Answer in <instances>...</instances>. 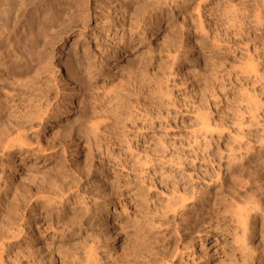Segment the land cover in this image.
I'll return each instance as SVG.
<instances>
[{"label":"rangeland","instance_id":"1","mask_svg":"<svg viewBox=\"0 0 264 264\" xmlns=\"http://www.w3.org/2000/svg\"><path fill=\"white\" fill-rule=\"evenodd\" d=\"M209 1L0 0V264H264V0Z\"/></svg>","mask_w":264,"mask_h":264},{"label":"bare ground","instance_id":"2","mask_svg":"<svg viewBox=\"0 0 264 264\" xmlns=\"http://www.w3.org/2000/svg\"><path fill=\"white\" fill-rule=\"evenodd\" d=\"M88 1V0H87ZM162 1V0H161ZM199 1V0H198ZM206 1V0H205ZM237 0H210L209 2H207L203 7H204V12H200V10H199V8H198V6H195L196 7V10H197V13H196V17H194V16H191L190 17V20L192 21V23H193V29H195V30H204L205 28H209V30H210V28L213 30V28H214V26H215V24L217 23V20L219 19H221L222 17L221 16H223L222 14L225 12V13H227L228 15H226L227 17H229L231 20L230 21H233V19H234V22H235V20H236V17L239 15V12H240V10L241 9H239L237 6V3H238V1L236 2ZM243 1V0H242ZM247 1H249V0H245L244 2H247ZM254 1V0H253ZM258 1V0H257ZM263 1V0H262ZM158 2V1H157ZM174 2V1H173ZM239 2H240V0H239ZM168 3V2H167ZM170 3V2H169ZM175 3V2H174ZM186 3V2H185ZM241 3H243V2H241ZM248 3V2H247ZM251 3V2H250ZM254 3V2H253ZM145 4V3H144ZM150 4V3H149ZM258 4H259V2H258ZM257 4V5H258ZM4 5V4H3ZM132 5V4H131ZM237 5V6H236ZM239 5H240V3H239ZM243 5V4H242ZM256 5V4H255ZM139 6V5H138ZM144 6V5H143ZM162 6V5H161ZM247 6V5H246ZM259 6H261V5H259ZM258 6V7H259ZM263 6V5H262ZM12 7V6H11ZM51 7V6H50ZM202 7V8H203ZM1 8V7H0ZM3 8V7H2ZM6 8V7H5ZM46 8V7H45ZM136 8V7H135ZM198 8V9H197ZM4 9V8H3ZM8 9V8H7ZM193 9V8H192ZM259 9L260 8H258V11H259ZM5 10V9H4ZM18 10H20V8L18 9ZM137 10V9H136ZM195 10V11H196ZM7 11V10H6ZM47 11H49V10H47ZM189 11V10H188ZM242 11V10H241ZM246 11H248V10H246ZM253 11V10H252ZM254 12V14L255 13H258V14H260L259 12ZM18 13H19V11H17ZM45 12V11H44ZM193 12V11H192ZM249 12V11H248ZM6 13V12H5ZM5 13H3V14H5ZM9 13V12H8ZM8 13H6L7 15H5L4 17H3V14H2V12L0 13V42L1 41H4V42H6V41H11V35L14 33V31L16 32V30L18 29V27H19V24H20V22H21V19L19 18V15L15 12V17H14V19H12L13 20V24H12V26H9L10 25V23H9V25H8V19L10 18V15L8 16ZM24 13V12H23ZM130 13H131V11H130ZM133 13V12H132ZM139 13H140V11H139ZM224 13V14H225ZM243 13H245L244 11H243ZM262 13V12H261ZM36 14V13H35ZM138 14V13H137ZM241 14V13H240ZM132 15V14H131ZM246 15V14H245ZM255 15H257V14H255ZM21 16V15H20ZM102 16V15H101ZM239 16H241V15H239ZM238 16V17H239ZM258 16V15H257ZM263 16V15H262ZM261 15H260V17H262ZM44 17V16H43ZM221 17V18H220ZM250 16H248V18H249ZM256 17V16H255ZM45 18H47V16L45 17ZM133 18V17H132ZM241 18V17H240ZM259 18V17H258ZM258 18H257V20L256 21H258ZM25 19V18H24ZM42 19V18H41ZM104 19V18H103ZM130 19V18H129ZM238 19V18H237ZM189 20V21H190ZM225 20V19H224ZM244 20V19H243ZM261 20V19H260ZM23 21H25V20H23ZM41 21V20H40ZM131 21V20H130ZM239 21V20H238ZM241 21V20H240ZM256 21H255V23H256ZM9 22H10V19H9ZM26 22V21H25ZM223 22V21H222ZM221 21H220V23H222ZM226 22V21H225ZM229 22V21H228ZM234 22H232V23H234ZM237 22V21H236ZM243 22V21H242ZM31 23V22H30ZM34 23V22H33ZM40 23H42V22H40ZM191 23V22H190ZM220 23H219V25H220ZM239 23V22H238ZM223 24V23H222ZM225 24V23H224ZM229 24H230V22H229ZM241 24V23H240ZM242 24H244V23H242ZM261 24V23H260ZM31 25V24H30ZM218 25V24H217ZM219 25H218V27H219ZM228 25V24H227ZM231 25V24H230ZM233 25V24H232ZM231 25V26H232ZM238 25V24H237ZM254 25V24H253ZM32 26V25H31ZM221 26V25H220ZM235 26H236V24H235ZM249 26V25H248ZM261 26V25H260ZM217 27V26H216ZM215 27V28H216ZM217 27V28H218ZM239 27V26H238ZM255 27V26H254ZM21 28V27H20ZM27 28V27H26ZM215 28H214V31H215ZM216 28V33H217V30L219 29H217ZM221 28V27H220ZM249 28V27H248ZM251 28V27H250ZM263 28V27H262ZM226 29V28H225ZM224 29V30H225ZM239 29H241V28H239ZM255 29V28H254ZM20 30V29H19ZM249 30V29H248ZM247 30V31H248ZM30 31V30H29ZM32 31V30H31ZM233 31H234V29H233ZM235 31H237V30H235ZM243 31V30H242ZM257 31H258V29H257ZM26 32V31H25ZM34 32V31H33ZM240 32V31H239ZM244 32L245 31H243V34H244ZM21 33V32H20ZM20 33L18 32V34L20 35ZM24 33V32H23ZM215 33V32H214ZM234 33V32H233ZM242 33V32H241ZM261 33V32H260ZM7 34V35H6ZM226 34V33H225ZM230 34V33H229ZM231 34H232V32H231ZM195 35V34H194ZM212 35V34H211ZM220 35V34H219ZM227 35V34H226ZM241 35V34H240ZM259 35V34H258ZM17 36V35H16ZM215 36V35H214ZM222 36V35H221ZM235 36V35H234ZM20 37V36H19ZM22 37V36H21ZM26 37V36H25ZM198 37V36H197ZM200 37V36H199ZM30 38V37H29ZM209 38H210V36H209ZM222 38V37H221ZM220 38V39H221ZM224 38V37H223ZM240 38V37H239ZM215 39V38H214ZM230 39V38H229ZM12 40H13V37H12ZM21 40V39H20ZM32 40V39H31ZM215 40H217V39H215ZM215 40H213L212 39V41H215ZM240 40V39H239ZM29 41V40H28ZM219 41V40H218ZM238 41V40H237ZM7 42V43H8ZM236 42V41H235ZM2 43V42H1ZM20 43H21V41H20ZM22 43H25V42H22ZM33 43V42H32ZM220 43V42H219ZM218 43V44H219ZM15 44V43H14ZM237 44V43H236ZM20 45V44H19ZM27 45V44H26ZM7 46V45H6ZM13 46V45H12ZM15 46V45H14ZM17 46V45H16ZM30 46V45H29ZM255 46V45H254ZM258 46V45H257ZM261 45H259V47H260ZM24 47H25V45H24ZM236 47V46H235ZM3 48V47H2ZM1 47H0V55H1V53H2V51H3V49H2ZM7 48V47H6ZM14 48V47H13ZM22 48V47H21ZM21 48H19V49H21ZM26 48H27V46H26ZM258 48V47H257ZM34 49V48H33ZM6 50V49H5ZM14 50V49H13ZM22 50V49H21ZM24 50H26V49H24ZM10 51V50H9ZM27 51V50H26ZM34 51V50H33ZM32 51V52H33ZM13 52H15V51H13ZM3 53H5V52H3ZM16 53V52H15ZM29 53V52H28ZM252 53V52H251ZM6 54V53H5ZM31 55H32V53H30ZM76 54V53H75ZM249 55H251V54H249ZM48 57V56H47ZM75 57V56H74ZM3 58V57H2ZM12 58V57H11ZM24 58H26V57H24ZM73 58V57H72ZM15 59V58H14ZM28 59H29V57H28ZM28 59H26V60H28ZM31 59V58H30ZM39 59V58H38ZM46 59V58H45ZM75 59H76V57H75ZM77 60V59H76ZM3 61V60H2ZM17 61H19V60H17ZM16 61V62H17ZM31 61V60H30ZM41 61V60H40ZM16 62H14V63H16ZM21 62V61H20ZM36 62V61H35ZM23 63V62H22ZM22 63H20V67H22L21 66V64ZM26 63V62H25ZM38 63V62H37ZM72 63V62H71ZM10 64V63H9ZM13 64V63H12ZM17 64H18V62H17ZM24 64V63H23ZM22 64V65H23ZM44 64V63H43ZM73 64V63H72ZM14 65V64H13ZM19 65V64H18ZM25 65H27V64H25ZM24 65V66H25ZM36 65V64H35ZM33 66V67H35L36 68V66ZM40 65V64H39ZM75 65V64H74ZM74 65H73V67H74ZM79 65V64H78ZM82 65V64H81ZM93 65V64H92ZM3 66V65H2ZM6 66V65H5ZM9 66H11V65H9ZM16 66V65H15ZM23 66V67H24ZM27 66H29V65H27ZM13 67V66H12ZM11 67V69L9 68V70H12L13 68ZM22 67V68H23ZM30 68H31V66H29ZM32 67V68H33ZM80 67V66H79ZM90 67V66H89ZM93 67V66H92ZM91 67V68H92ZM0 68H1V66H0ZM15 68H18L17 66L16 67H14V69ZM22 68H19L20 69V71L19 72H21V69ZM25 68H26V66L23 68V71L25 70ZM40 68V67H39ZM69 68V67H68ZM88 68V67H87ZM14 69L12 70V72L14 71ZM73 69V68H72ZM76 70H77V68H75ZM79 69H81V68H79ZM93 69V68H92ZM8 70V69H7ZM28 70V69H27ZM40 70V69H39ZM90 70V68H88V71ZM4 71V70H3ZM16 71H18L17 69H16ZM22 71V72H23ZM29 71V70H28ZM38 70H36V72H37ZM42 71V70H41ZM45 71V70H44ZM69 71V70H68ZM11 72V73H12ZM35 72V71H34ZM39 72V71H38ZM75 72V71H74ZM92 72V71H91ZM13 73H15V72H13ZM12 73V74H13ZM24 73H25V71H24ZM23 73V74H24ZM27 73V72H26ZM40 73H42V72H40ZM88 73V72H87ZM10 74V73H9ZM8 73H7V75H9ZM29 73H27L26 75H28ZM36 74V73H35ZM34 74V75H35ZM39 74V73H38ZM76 74V73H75ZM258 74V73H257ZM14 75V74H13ZM16 75H17V72H16ZM19 75V74H18ZM17 75V76H18ZM25 75V74H24ZM37 75V74H36ZM77 75H79V74H77ZM82 75V74H81ZM16 76V77H17ZM21 76H23V75H21ZM28 76H30V74L28 75ZM33 75L31 74V77H32ZM6 77V76H5ZM20 77V76H19ZM24 77V76H23ZM26 77V76H25ZM54 77V76H53ZM11 78V77H10ZM30 78V77H29ZM35 78H36V76H35ZM37 78H38V75H37ZM55 78V77H54ZM3 79V78H2ZM12 79V78H11ZM22 79V78H21ZM32 79V78H31ZM49 79V78H48ZM81 79V78H80ZM13 80V79H12ZM11 80V81H12ZM23 80H25V78L23 79ZM30 80V79H29ZM34 80H37V79H34ZM60 80V79H59ZM17 81V80H16ZM20 81V80H19ZM18 81V82H19ZM58 81V80H57ZM32 82H33V80H32ZM80 82V81H79ZM78 82V83H79ZM13 83V82H12ZM36 83V82H35ZM35 83H32V84H34V85H36ZM47 83V82H46ZM52 83H54V82H52ZM22 84H24V83H22ZM31 84V85H32ZM38 84H40V83H38L37 82V85ZM67 84V83H66ZM8 85V84H7ZM7 85H5V86H7ZM17 85V84H16ZM27 85V84H26ZM29 85V84H28ZM9 86V85H8ZM11 86V85H10ZM40 86H42L41 84H40ZM51 86V85H50ZM53 86V85H52ZM15 87V86H14ZM23 87V86H22ZM21 87V88H22ZM43 87V86H42ZM6 88V87H5ZM5 88H4V90H5ZM17 88V87H16ZM26 88V87H25ZM30 88H31V86H30ZM32 88H35V86L34 87H32ZM37 88V87H36ZM35 88V89H36ZM38 88H40V87H38ZM37 88V89H38ZM56 88V87H55ZM66 88V87H65ZM81 88V87H80ZM7 89V88H6ZM10 89H12V87L10 88ZM63 89H64V87H63ZM14 90V89H13ZM16 90V89H15ZM22 90V89H21ZM34 90V89H33ZM40 90H42V89H40ZM39 90V91H40ZM48 90V89H47ZM27 91V90H26ZM25 91V92H26ZM37 91V90H36ZM38 91V92H39ZM63 91V90H62ZM65 91V90H64ZM8 92H9V89H8ZM10 92H11V90H10ZM29 92H30V90H29ZM35 92V91H34ZM33 92V93H34ZM42 93H43V91H41ZM4 93V92H3ZM32 93V92H31ZM32 93V94H33ZM35 93H37V92H35ZM22 94V93H21ZM30 94V93H29ZM4 95V94H3ZM8 95V94H7ZM14 95V94H13ZM18 95V94H17ZM26 95V94H25ZM37 95V94H36ZM19 96V95H18ZM44 96V95H43ZM48 96V95H47ZM50 96H51V94H50ZM66 96V95H65ZM22 97V96H21ZM28 97V96H27ZM53 97V96H52ZM51 97V98H52ZM24 98V97H23ZM26 98V97H25ZM22 99V98H21ZM60 99V98H59ZM22 101V100H21ZM26 101V100H25ZM28 101V100H27ZM58 101V100H57ZM1 102V101H0ZM12 102V101H11ZM17 102V101H16ZM25 103V102H24ZM54 103V102H53ZM59 103V102H58ZM132 103V102H131ZM14 104V103H13ZM22 104H23V102H22ZM28 104H29V102H28ZM36 104V103H35ZM39 104V103H38ZM31 105H33V104H31ZM30 105V106H31ZM47 105V104H46ZM52 105V104H51ZM17 106H18V104H17ZM20 107H22L21 105H19ZM26 106V105H25ZM37 106V105H36ZM12 107V106H11ZM14 108H15V106H13ZM51 107V106H50ZM56 107H57V105H56ZM55 107V108H56ZM17 108V107H16ZM26 108V107H25ZM28 108V107H27ZM32 108V107H31ZM38 108V107H37ZM41 108H43V107H41ZM41 108H39L41 111H38L37 112V114H36V112H35V110H36V108H35V110H34V114H36V115H39V116H37V117H41V119L44 117L43 116V114H44V112H45V110L47 109H45L44 111L41 109ZM10 109V108H9ZM18 109V108H17ZM21 109V108H20ZM38 109V110H39ZM24 109H22L21 111L22 112H24L23 111ZM138 110V109H137ZM28 111V110H27ZM27 111H26V113H27ZM37 111V110H36ZM47 111V110H46ZM55 111V110H54ZM5 112V111H4ZM14 112V111H13ZM12 112V113H13ZM8 113V112H7ZM55 113V112H54ZM143 113V112H142ZM10 114V113H9ZM8 114V115H9ZM14 114V113H13ZM13 114H12V116L11 117H13ZM20 114H22L21 112H20ZM20 114L18 115V116H20ZM2 115V114H1ZM7 114L6 115H4L5 117L6 116H8ZM15 115V114H14ZM25 115H27V114H25ZM143 115V114H142ZM255 115V114H254ZM17 116V118H19ZM22 116H23V114H22ZM1 117V116H0ZM10 117V118H11ZM23 117H25L26 118V116H23ZM30 117V116H29ZM8 119H9V117H7ZM135 118H136V116H135ZM252 118V117H251ZM254 118V117H253ZM258 118V117H257ZM15 119V118H14ZM20 119V118H19ZM34 119V118H33ZM257 120V119H256ZM3 121V120H2ZM10 121V120H9ZM15 121H18L17 119H15ZM15 121H13V122H15ZM22 121V120H21ZM143 121H144V119H143ZM251 121V120H250ZM254 121V120H253ZM19 122V121H18ZM17 122V123H18ZM23 122V121H22ZM255 122V121H254ZM12 123V122H11ZM16 123V122H15ZM26 123V122H25ZM250 123V122H249ZM252 123V122H251ZM259 123V122H258ZM40 124V123H39ZM94 124L95 125H97V123H95L94 122ZM263 124V123H262ZM12 125V124H11ZM14 125V124H13ZM18 125V124H17ZM19 125H21V123L19 122ZM94 125V126H95ZM252 125V124H251ZM251 125H249V127L251 126ZM260 125V124H259ZM9 126H10V124H9ZM23 126V125H22ZM22 126L21 127H16L17 128V134H16V136H14V137H7L8 139H7V143H9V145L10 144H14L15 143V141H17V140H21L22 141V143L23 142H26V141H24V138H22V139H20L22 136V134L23 133H25V132H22ZM30 126V125H29ZM74 126V125H73ZM6 127V126H5ZM28 127V126H27ZM93 126H91V128H92ZM97 127V126H96ZM264 127V126H263ZM262 127V129H263V131H264V128ZM11 128V127H10ZM9 128V129H10ZM21 128V129H20ZM73 128V127H72ZM75 128V127H74ZM15 129V128H14ZM20 129V130H19ZM143 129V128H142ZM261 129V128H260ZM7 130H8V127H7ZM27 130V129H26ZM64 130H66L65 128H64ZM96 130V129H95ZM138 130V129H137ZM140 130H141V128H140ZM206 130V129H205ZM93 131V130H92ZM100 131V130H99ZM261 131V130H260ZM1 132V131H0ZM8 132H9V134L12 132L11 130L9 131L8 130ZM7 132V133H8ZM14 132V131H13ZM13 132H12V134H13ZM16 132V131H15ZM62 132V131H61ZM66 132V131H65ZM69 132V131H68ZM141 132V131H140ZM204 132V131H203ZM252 132H254V130L252 131ZM30 133V132H29ZM98 133H100V132H98ZM21 134V135H20ZM57 134V133H56ZM65 134V133H64ZM67 134V133H66ZM65 134V135H66ZM211 134V133H210ZM26 135V134H25ZM62 135V134H61ZM94 135V134H93ZM98 135V134H97ZM207 135V134H206ZM24 136V135H23ZM27 136V135H26ZM32 136V135H31ZM55 136V135H54ZM58 136V135H57ZM64 136V135H63ZM212 136V135H211ZM260 137V140L264 143V135L263 136H261V135H259ZM5 137V136H4ZM25 137V136H24ZM56 137V136H55ZM207 137V136H206ZM210 137V136H209ZM256 137V136H255ZM27 138V137H26ZM25 138V139H26ZM95 138V137H94ZM197 138V137H196ZM195 138V139H196ZM203 138H205V137H203ZM241 138V137H240ZM258 138V137H257ZM256 138V139H257ZM2 139V138H1ZM33 139V138H32ZM50 139V138H49ZM52 139V138H51ZM55 139V138H54ZM65 139V138H64ZM63 139V140H64ZM151 139V138H150ZM199 139V138H198ZM206 139V138H205ZM246 139V138H245ZM26 140H29V137L26 139ZM59 140V139H58ZM258 141H259V139H257ZM6 141V140H5ZM4 141V142H5ZM12 141V143H10ZM13 141H14V143H13ZM21 141H19V143L21 142ZM31 141V140H30ZM40 141V140H39ZM49 141V140H48ZM48 141H47V143H48ZM95 141V140H94ZM245 141V140H244ZM247 141V140H246ZM249 141V140H248ZM251 141V140H250ZM261 141H259L260 143H261ZM27 142H29V141H27ZM60 142V141H59ZM145 142V141H144ZM191 142V141H190ZM196 142V141H195ZM233 142H235V141H233ZM6 143V142H5ZM17 143V142H16ZM18 143V144H19ZM51 143H53V141L51 142ZM50 143V144H51ZM161 143H163V142H161ZM197 143H200V141L199 142H197ZM28 144H30V142L28 143ZM145 144V143H144ZM204 144H206V143H204ZM5 145V144H4ZM153 145V144H152ZM161 145H163V144H161ZM190 145V144H189ZM207 145V144H206ZM208 145H209V143H208ZM207 145V146H208ZM235 145V144H234ZM3 146V145H2ZM6 146H8V144L6 145ZM199 146V145H198ZM233 146V145H232ZM231 146V147H232ZM242 146V145H241ZM22 147V146H21ZM44 147V146H43ZM203 147H205V146H203ZM234 147V146H233ZM236 147V146H235ZM1 148V147H0ZM6 148V147H5ZM29 148V147H28ZM36 148V147H35ZM198 148V147H197ZM201 148V147H200ZM207 148V147H206ZM240 148H242V147H240ZM26 149V148H25ZM43 149V148H42ZM196 149V148H195ZM203 149H205V148H203ZM220 149H222V148H220ZM228 149V148H227ZM242 149H244V148H242ZM45 150V149H44ZM141 150H143V149H141ZM192 150H194V149H192ZM197 150V149H196ZM195 150V151H196ZM200 150H202V149H200ZM32 151V150H31ZM132 151V150H131ZM144 151V150H143ZM146 151V150H145ZM195 151H193V152H195ZM223 151V150H222ZM244 151V150H243ZM247 151V150H246ZM40 152V151H39ZM141 152V151H140ZM151 152V151H150ZM192 152V153H193ZM201 152H203V151H200V153L197 151V153L195 152V155H191V157L192 156H194L195 158H198V161L200 160V161H202L201 160V157L203 156L202 154H201ZM225 152V151H224ZM230 152V151H229ZM136 153V152H135ZM152 153V152H151ZM164 153V152H163ZM142 154V153H141ZM145 154H147V153H145ZM158 154V153H157ZM160 154V153H159ZM184 154V153H183ZM188 154V153H187ZM209 154V153H208ZM233 154H234V152H233ZM232 154V155H233ZM137 155V154H136ZM140 154H138V156H139ZM144 155V154H143ZM142 155V156H143ZM182 155V154H181ZM205 155V154H204ZM229 155V154H228ZM231 155V158L232 157H234V156H232ZM243 155V154H242ZM245 155V154H244ZM132 156V155H131ZM135 156V155H134ZM163 156V155H162ZM173 156V155H172ZM172 156H171V159H172ZM176 156V155H175ZM174 156V157H175ZM185 156V155H184ZM213 156V155H212ZM221 156V155H220ZM241 156V155H240ZM133 157V156H132ZM137 157V156H136ZM179 157V156H178ZM229 157V156H228ZM134 158V157H133ZM138 158V157H137ZM142 158V157H141ZM145 158H146V156H145ZM184 158H186V157H184ZM193 158V157H192ZM192 158H190V159H192ZM203 159H204V157H202ZM206 158V157H205ZM210 158V157H209ZM221 158V157H220ZM236 158V157H235ZM135 159V158H134ZM148 159H149V157H148ZM147 159V160H148ZM181 159V158H180ZM194 159V158H193ZM230 159V158H229ZM137 160V159H136ZM142 160V159H141ZM140 160V161H141ZM173 160V159H172ZM196 160V159H195ZM215 160V159H214ZM148 161H150V160H148ZM171 161V160H170ZM187 161V160H186ZM194 161V160H193ZM192 161V162H193ZM212 161V160H211ZM231 161H233V160H231ZM236 161V160H235ZM242 161V160H241ZM174 162V161H173ZM203 162H206V161H203ZM230 162V161H229ZM228 162V163H229ZM138 164H139V162H137ZM201 163V162H200ZM216 163H217V161H216ZM220 163V162H219ZM231 163V162H230ZM143 164H145V161H144V163ZM170 164V163H169ZM177 164H179V163H177ZM176 164V165H177ZM182 164V163H181ZM146 165V164H145ZM214 165V164H213ZM220 165V164H219ZM141 166V165H140ZM200 166V165H199ZM139 167V166H138ZM200 167H202V166H200ZM204 168V167H203ZM219 169V168H218ZM220 170V169H219ZM142 171V170H141ZM212 171V170H211ZM216 171V170H215ZM218 171V170H217ZM142 172H144V171H142ZM204 172V171H203ZM210 172V171H209ZM145 173V172H144ZM163 173V172H162ZM189 174V173H188ZM164 175V174H163ZM190 175H191V173H190ZM194 175V174H193ZM205 175V174H204ZM214 175H216V174H214ZM170 176V175H169ZM203 176V175H202ZM160 177H162V176H160ZM197 177V176H196ZM201 177V176H200ZM211 177V176H210ZM182 178V177H181ZM215 178H216V176H215ZM170 179V178H169ZM205 179H206V177H205ZM208 180V179H207ZM215 180H217V179H215ZM214 180V181H215ZM168 181V180H167ZM206 181V180H205ZM162 182V181H161ZM165 182V181H164ZM208 182V181H207ZM163 183V182H162ZM172 183V182H171ZM174 183V182H173ZM175 183H177L176 181H175ZM178 184V183H177ZM168 185V184H167ZM181 188V187H180ZM187 188V187H186ZM171 189V188H170ZM178 189V188H177ZM176 189V190H177ZM174 190V189H173ZM136 191V190H135ZM178 191V190H177ZM199 191V190H198ZM170 192V191H169ZM175 192V191H174ZM182 193H183V191H181ZM171 193V192H170ZM195 193V192H194ZM169 194V193H168ZM179 194V192L177 193V195ZM184 194H186V192H184ZM189 194H191V192L189 193ZM196 194H198V192H196ZM201 195V194H200ZM175 196V195H174ZM174 196H171V199H172V202L173 201H175V200H183V202H180V204L178 203V202H176V203H178L180 206H185L186 204L184 203V200H185V202L186 201H195V198H196V196H195V194H192V195H190V197L188 196V195H182V194H180V196L178 195V197L176 196V197H174ZM198 197V196H197ZM188 199V200H187ZM199 199V198H198ZM170 200V199H169ZM166 203V202H165ZM164 203V204H165ZM174 204H175V202H173ZM182 203V204H181ZM168 204V203H167ZM189 204V203H188ZM173 205V204H172ZM162 206V205H161ZM183 207H181V208H183ZM237 209L238 208H240V207H236ZM242 208H244V207H242ZM179 210V209H178ZM184 210V209H183ZM244 210H245V208H244ZM239 211V210H238ZM240 211H242V209L240 208ZM239 211V212H240ZM247 211V210H246ZM235 212H237V211H235ZM242 213V214H241ZM240 214V216L241 217H246V216H244V214L243 213H245V211L244 212H241ZM238 215V214H237ZM246 215H249L248 213L246 214ZM162 216V215H161ZM239 218V217H238ZM243 219V221H245L244 220V218H242ZM239 220H241V218H239ZM248 220V219H247ZM242 221V220H241ZM240 221V222H241ZM240 222H239V226H242L241 224H240ZM46 223V222H45ZM44 223V224H45ZM242 223H246V222H242ZM46 225V224H45ZM220 225V224H219ZM249 226V225H248ZM243 227H245L246 228V226L245 225H243ZM241 229H243V228H241ZM248 229V228H247ZM246 229H244V231H245ZM243 231V230H242ZM241 231V232H242ZM246 233H248L249 234V232H246ZM246 233L244 234L243 232H242V234H243V238H241V239H245V237H247L246 236ZM236 234V233H235ZM214 235V234H213ZM218 235V234H217ZM216 236V235H215ZM247 239V238H246ZM217 240V239H216ZM201 241V240H200ZM223 241V240H222ZM245 240H243V242H244ZM220 242V241H219ZM248 244V243H247ZM246 245V244H245ZM2 246V245H1ZM1 248H3V246L1 247ZM250 248V247H249ZM253 252V251H252ZM187 254V253H186ZM255 255V254H254ZM254 259V258H253ZM261 263V262H260ZM249 264V263H248Z\"/></svg>","mask_w":264,"mask_h":264}]
</instances>
